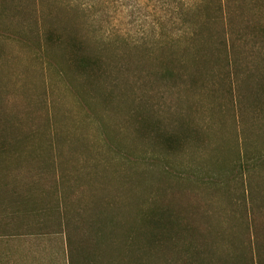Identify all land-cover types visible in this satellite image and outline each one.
Masks as SVG:
<instances>
[{
	"label": "rangeland",
	"instance_id": "rangeland-1",
	"mask_svg": "<svg viewBox=\"0 0 264 264\" xmlns=\"http://www.w3.org/2000/svg\"><path fill=\"white\" fill-rule=\"evenodd\" d=\"M210 2L180 0L195 32H174L169 16L146 35L128 10L97 0H0V188L56 192L54 208L6 199L33 221L56 212L71 264H127L126 233L146 206L197 231L180 229L172 246L201 250L196 262L250 255L247 155L264 190V0H234L231 19L201 10ZM49 31L83 39L102 62L76 68ZM257 218L264 253V211Z\"/></svg>",
	"mask_w": 264,
	"mask_h": 264
},
{
	"label": "trees",
	"instance_id": "trees-1",
	"mask_svg": "<svg viewBox=\"0 0 264 264\" xmlns=\"http://www.w3.org/2000/svg\"><path fill=\"white\" fill-rule=\"evenodd\" d=\"M100 6H103L104 9L111 5L116 8V12L118 9H122L121 12L128 10L129 13L124 15L126 18L133 19L132 22H139L138 24L142 26L143 31L146 35H154L157 31L162 32L164 29L167 28L168 22L166 19L170 16L171 17V24L174 27V32H182L186 34L190 30H193L191 25L188 21L184 19L186 15H188V11L191 10L185 6L181 5L178 7L180 0H97ZM234 0H211L210 3L206 4L205 6L201 7V10H205L210 12L212 9L214 18L217 15L222 18L223 16H227L228 19L232 18V7L234 5ZM213 4L214 7L210 8V5ZM96 9V6H95ZM102 9L100 12H103ZM96 12V11H95ZM95 15V14H93ZM150 17H154L155 19L151 20ZM212 19V18H211ZM193 32H195L193 30ZM195 35V33H194ZM55 38V39H54ZM47 40L49 43H56L58 42L61 46L66 45L71 48L73 51L72 55V63L79 69H88L98 66L102 60L95 59L92 57L87 56L84 53V45L83 39H78L76 35L71 34L66 39L61 37H55L52 31L48 32ZM113 44V43H112ZM146 46L144 48L148 49L152 47V43H140L138 46ZM149 50V49H148ZM169 74L179 75L174 73L173 71H169ZM257 158H253L247 155L246 159L248 168H247V189H246V196L244 198V206L247 209V225L249 227V231H251L250 237L252 238V243L249 245L248 256H244L245 252L242 253L240 256H237V259L233 261L232 264H264V253L262 252L263 248L259 240V233H258V218L257 216L264 211V190L258 188L254 180L256 179V175L258 172V168L260 165L253 162ZM250 162L252 165H250ZM216 186H221L220 181L212 182ZM147 207V206H146ZM144 208L139 216V220L141 222V227H132L127 230L126 233V262L129 260L127 264L135 260L133 256L136 257L137 255L140 256L139 260L136 259L135 264H152L157 261L156 260L157 254H175V253H189L188 261H185V264H201V262L197 261V254L201 253V250H196L193 246L187 251L186 249H181L177 247L175 250L172 246L174 245L176 238L178 236L179 230H185L187 232H191L192 234L195 232L196 237V230L192 228L190 225H182L176 227L173 225L171 217L173 216L169 210H162V211H151L149 207ZM153 210V209H152ZM157 212V213H156ZM143 223H146V228L143 227ZM140 230L142 233L140 234ZM156 231V232H155ZM136 235V241L139 242V238L143 237L145 241L143 243H137L135 241L134 236ZM201 236V235H200ZM207 235L202 237H207ZM177 246V245H176ZM136 250V251H135ZM194 256H193V255ZM203 255V254H202ZM114 261V258H112ZM174 262H178L174 260ZM112 264V263H111ZM164 264H169V262L164 261Z\"/></svg>",
	"mask_w": 264,
	"mask_h": 264
},
{
	"label": "crops",
	"instance_id": "crops-1",
	"mask_svg": "<svg viewBox=\"0 0 264 264\" xmlns=\"http://www.w3.org/2000/svg\"><path fill=\"white\" fill-rule=\"evenodd\" d=\"M0 165L7 166V162L0 160ZM3 172L7 170L0 168V175ZM0 189V264H71L67 232H64L65 227L61 225L56 212H49L42 220L33 221L27 214L23 215V204L20 205L22 214L18 208L14 209L17 211L15 214L11 213L10 203L6 199L11 196L45 198V204L54 208L56 192L53 189L33 191L29 186L25 191H21V188L15 189V192L13 187L5 184Z\"/></svg>",
	"mask_w": 264,
	"mask_h": 264
}]
</instances>
